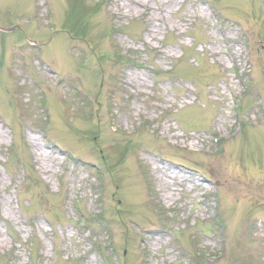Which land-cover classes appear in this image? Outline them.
Returning a JSON list of instances; mask_svg holds the SVG:
<instances>
[{"label": "rangeland", "instance_id": "rangeland-1", "mask_svg": "<svg viewBox=\"0 0 264 264\" xmlns=\"http://www.w3.org/2000/svg\"><path fill=\"white\" fill-rule=\"evenodd\" d=\"M72 1L0 0V264H264V0Z\"/></svg>", "mask_w": 264, "mask_h": 264}, {"label": "bare ground", "instance_id": "bare-ground-1", "mask_svg": "<svg viewBox=\"0 0 264 264\" xmlns=\"http://www.w3.org/2000/svg\"><path fill=\"white\" fill-rule=\"evenodd\" d=\"M144 0H130V8L128 10V12H132V10H130L133 6L136 8L142 7L144 5ZM153 28H155V26H153ZM0 138H3V135L0 133ZM32 141L35 143L36 147L38 148V144H37V140L34 138L32 139Z\"/></svg>", "mask_w": 264, "mask_h": 264}, {"label": "water", "instance_id": "water-1", "mask_svg": "<svg viewBox=\"0 0 264 264\" xmlns=\"http://www.w3.org/2000/svg\"><path fill=\"white\" fill-rule=\"evenodd\" d=\"M0 30H1V31H5V32H8V31H13L14 28H12V29H5V28L0 27Z\"/></svg>", "mask_w": 264, "mask_h": 264}]
</instances>
